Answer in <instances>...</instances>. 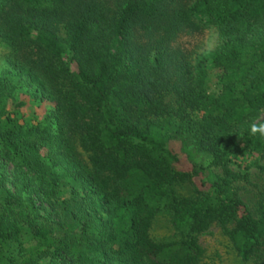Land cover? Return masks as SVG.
<instances>
[{
  "label": "trees",
  "instance_id": "1",
  "mask_svg": "<svg viewBox=\"0 0 264 264\" xmlns=\"http://www.w3.org/2000/svg\"><path fill=\"white\" fill-rule=\"evenodd\" d=\"M207 25L224 44L191 63L174 44ZM1 44L14 68L0 72V157L51 211L0 196V264H36L22 257L31 239L52 254L46 264H195L212 223L242 259L264 258V186L255 216L233 185L248 166H230L264 160V138L249 134L264 120V0H0ZM208 61L218 94L205 87ZM22 75L54 101L56 128L17 120ZM172 140L208 152L221 176L182 166ZM176 182L195 194L174 196ZM162 202L178 241L150 235Z\"/></svg>",
  "mask_w": 264,
  "mask_h": 264
},
{
  "label": "rangeland",
  "instance_id": "2",
  "mask_svg": "<svg viewBox=\"0 0 264 264\" xmlns=\"http://www.w3.org/2000/svg\"><path fill=\"white\" fill-rule=\"evenodd\" d=\"M58 39L63 44L66 43V32L64 28H60ZM224 40L214 25H207L203 28L191 31L182 35L176 42L175 47L183 51L191 61L196 63L199 57L211 50H217L222 47ZM8 47L0 45V72L4 70H12L13 64L7 56ZM68 50H66V53ZM68 55V54H67ZM18 68H15V70ZM220 69L215 67L210 61L207 62V77L205 80L206 90L218 94L220 92L219 74ZM23 81L14 90V100L24 102V106L20 108L16 117L20 123L30 124L37 121L49 122L54 128V101L47 97L39 88L38 81L30 79L28 75L23 76ZM172 95L167 100H172ZM12 103H9V107ZM264 116V109L259 113L256 120ZM171 149L179 154L180 163L187 167L190 160H199L205 164V173L208 179H218L221 176V169L210 163L209 153L203 150H197L194 144L189 140L185 144L179 140L169 142ZM264 160L258 152L245 153L232 158L230 164L233 170H243L245 165L248 166V175L246 178L239 179L234 182V187L238 196L245 201L253 215H258L259 192L264 186V169L262 168ZM0 174L3 182L0 183V196L5 191L15 193L16 196L24 200L33 199L39 203V210L42 214H49L51 208L48 203L43 202L36 190L33 188L22 189L16 180V173L10 162L0 157ZM172 193L176 197H190L195 194L192 184L188 182H176L171 187ZM232 224L228 226V229ZM151 237L160 242H174L182 238V235L172 226L171 212L164 206L156 212L152 226L150 228ZM200 246V255L195 264H264V258L253 256L250 259H242L238 251L233 247L226 230L221 226L212 223L205 231L197 234ZM23 258L34 259L36 264H46L52 259V254L43 250V247L37 245L34 239L24 243Z\"/></svg>",
  "mask_w": 264,
  "mask_h": 264
},
{
  "label": "clouds",
  "instance_id": "3",
  "mask_svg": "<svg viewBox=\"0 0 264 264\" xmlns=\"http://www.w3.org/2000/svg\"><path fill=\"white\" fill-rule=\"evenodd\" d=\"M249 134L253 137L259 136L264 138V120H258L250 123Z\"/></svg>",
  "mask_w": 264,
  "mask_h": 264
}]
</instances>
